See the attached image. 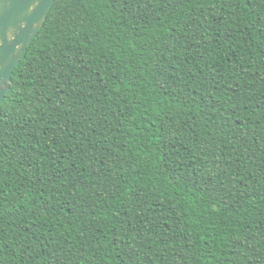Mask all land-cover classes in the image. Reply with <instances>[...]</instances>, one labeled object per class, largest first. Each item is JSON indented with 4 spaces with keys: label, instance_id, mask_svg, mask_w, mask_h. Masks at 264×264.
Segmentation results:
<instances>
[{
    "label": "trees",
    "instance_id": "1",
    "mask_svg": "<svg viewBox=\"0 0 264 264\" xmlns=\"http://www.w3.org/2000/svg\"><path fill=\"white\" fill-rule=\"evenodd\" d=\"M0 264H264V0H56L0 104Z\"/></svg>",
    "mask_w": 264,
    "mask_h": 264
},
{
    "label": "water",
    "instance_id": "2",
    "mask_svg": "<svg viewBox=\"0 0 264 264\" xmlns=\"http://www.w3.org/2000/svg\"><path fill=\"white\" fill-rule=\"evenodd\" d=\"M56 0H0V104L11 89L12 74L42 29Z\"/></svg>",
    "mask_w": 264,
    "mask_h": 264
}]
</instances>
